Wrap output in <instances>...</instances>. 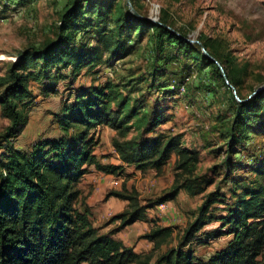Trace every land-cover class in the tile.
I'll return each instance as SVG.
<instances>
[{
	"label": "trees",
	"instance_id": "1",
	"mask_svg": "<svg viewBox=\"0 0 264 264\" xmlns=\"http://www.w3.org/2000/svg\"><path fill=\"white\" fill-rule=\"evenodd\" d=\"M130 2L135 9L134 0ZM111 12L113 16L108 21ZM86 15L88 19L84 18ZM107 22L112 24L109 29ZM86 26L94 29L93 44L80 43L75 38L76 30ZM147 28L159 32L157 45L161 36H167L177 48H192L184 35L171 32L165 23L154 24L141 16L125 15L114 6V0H68L55 40L42 48L18 53L8 73L0 77V118L8 122L0 134V264H261L264 164L252 169L254 181H243L242 185L228 181V198L219 187L206 192L214 182L206 175H196L199 153L184 145L183 134L160 129L171 121L165 110L151 107L146 111L144 101L132 99V91L114 81L74 87L82 70L91 72L102 63L127 58L132 47L123 37L136 30L142 34ZM201 46L207 52L206 45ZM197 54L221 78L220 66L232 89L236 88L226 67ZM68 70V76L62 75ZM63 80H68L72 90L54 113L58 134L38 137L25 150L15 148L14 142L25 130L35 100L30 83L38 84L39 94L48 99L57 94L58 83ZM236 108L231 138L236 128L264 127V89L236 102ZM101 128L115 133L111 147L120 165L102 164L94 154L95 132ZM172 156L173 183L154 201L141 205L138 193L124 187L106 194V199L113 197L127 202V206L110 219L117 221L118 227L108 234H99L77 188L89 169L120 176L127 167L160 175ZM180 192L189 197L203 195V199L177 247L168 248L152 261L151 253L137 254L112 237L136 222H146L148 210L174 201ZM78 202L82 210L76 207ZM217 205L223 206V215L214 214ZM212 223H218V227L206 230ZM172 234L170 227H152L141 239L151 243L156 251L168 244ZM219 238H227L225 245L207 260L197 258L190 247L195 241L205 244Z\"/></svg>",
	"mask_w": 264,
	"mask_h": 264
},
{
	"label": "rangeland",
	"instance_id": "2",
	"mask_svg": "<svg viewBox=\"0 0 264 264\" xmlns=\"http://www.w3.org/2000/svg\"><path fill=\"white\" fill-rule=\"evenodd\" d=\"M67 1L0 0V77L8 73L18 53L29 48H42L55 40L60 15ZM133 4L134 11L143 19L154 24L165 23L171 32L205 44L209 56L228 69V75L236 81V88L231 89L230 83L227 85L215 68L198 56L197 52L202 53L198 44L190 43L192 48L189 49L177 48L167 36H161L157 45L159 32L151 28L142 34L136 30L129 37L124 36L123 39L132 47L131 54L123 60L102 63L91 72L82 70L74 87L98 86L114 81L126 85V89L132 91V99L144 101L146 111L151 107L165 110L171 121L160 129L183 134L184 145L199 153L196 175H206L214 182L206 192L219 187L228 198V181L241 185L243 181H254L256 176L252 169L264 164V127H258L261 130H246L247 126L241 128L245 132L236 128L232 132L234 138L230 137L236 102L247 99L264 85V0H134ZM114 6L120 7L125 15L131 13L127 0H114ZM111 16L112 12L108 21H111ZM84 18L88 19L89 15ZM106 27L109 29L112 24L107 22ZM74 35L77 42L94 43L95 32L91 26L76 30ZM62 75L68 76L69 70L63 71ZM30 89L35 100L26 126L28 133L14 142L17 149L33 137V141L38 137H54L52 133L58 130L54 113L58 111L60 101L72 90L68 80L60 81L57 94L48 99L39 94L38 84L31 82ZM7 123L0 118V134ZM94 138L97 141L94 154L99 161L113 162L114 156L110 152L112 132L96 131ZM32 142L19 150H25ZM173 167L172 158L160 175L152 171L134 173L124 168L120 176H114L118 178L116 186H104L97 203H101L108 192L121 191L124 187L128 191L135 190L141 205H146L170 189L174 180ZM90 169L88 174H93L94 168ZM226 175L229 178L225 179ZM87 179L80 181L77 188L88 207L86 201L93 188L84 182ZM202 199L203 195L189 197L180 192L174 201L165 203L164 208L148 210L146 222L125 228L112 237L137 254L151 253L154 261L168 248L178 246ZM76 207L82 210L81 202ZM216 207L214 214L223 215V206ZM113 216L106 220L95 216L96 220L91 214V221L98 227L99 234H108L118 227L117 221L110 222ZM152 227L173 229L168 244L156 251L152 250L151 243L141 239ZM217 227L218 223H212L206 230ZM226 241L227 238L203 242L205 244L195 241L190 247L197 258L207 260ZM261 260L264 264V253Z\"/></svg>",
	"mask_w": 264,
	"mask_h": 264
},
{
	"label": "crops",
	"instance_id": "3",
	"mask_svg": "<svg viewBox=\"0 0 264 264\" xmlns=\"http://www.w3.org/2000/svg\"><path fill=\"white\" fill-rule=\"evenodd\" d=\"M105 130L112 132V137L115 135V133L112 130H109L108 128L97 129V132L102 133ZM54 132H56V133H52V135L55 136L58 134L57 129ZM27 133H28V131H27V127H26L25 130L23 131L22 135L19 137V139ZM32 137H33V135H32ZM32 139H34V137L31 138L30 140H28L27 143L25 142L23 144V146L28 145L30 142H32L33 141ZM23 146L21 145V147H19V149L23 148ZM110 152L114 156L113 162L103 163L105 161V159H103L101 163L102 164H112L115 166L120 165V162L117 159V156L115 155L113 149ZM172 158H173V163H174L175 157L172 156ZM125 169L127 171H131L134 173H141V172L135 171L133 168L125 167ZM89 170L91 171V169H89ZM93 172H94L93 174H88V175L86 174L81 179V181H83L84 179H86L88 177V179H87L88 181L86 180L84 182L85 183L87 182V184H90L91 185L90 187L93 188L91 191V195H89V198H87V201H86L87 205L90 209L91 214H93V217L95 218V216H96V218H99L100 220H106L108 217H111V216L116 215L118 213H122L127 206V202H124V201H121V200H118L116 198L111 197L108 199H105V198L101 199V201H100L101 203H99V204L97 203V197L100 196L101 193L103 192V190L105 189L104 186H106V185L109 187L116 186V184H117L116 181L118 178L116 179L112 175H105L103 173L96 172L95 170ZM152 172H154V171H152ZM137 223H139V222H136L135 224H137ZM92 224H93V222H92ZM135 224H133V225H135ZM93 226L95 228H98L95 225H93ZM128 227H130V226H128ZM128 227H126V228H128ZM149 230H148V232H149Z\"/></svg>",
	"mask_w": 264,
	"mask_h": 264
},
{
	"label": "water",
	"instance_id": "4",
	"mask_svg": "<svg viewBox=\"0 0 264 264\" xmlns=\"http://www.w3.org/2000/svg\"><path fill=\"white\" fill-rule=\"evenodd\" d=\"M127 3H128V7H129V10L131 11V13H132L135 17L140 18V16L134 11V9H133V7L131 6V3H130L129 0H127ZM187 42L198 44V45L200 46V48H201V51H202L203 55H204L205 57L209 58L212 62H214V63L217 64V62H216L213 58H211V57L209 56V54L206 52V50L201 46V44H200L198 41L191 39V40H187ZM217 65H219V64H217ZM219 69H220V72H221V74H222V77H223L224 80H225V83H226L227 85H229L228 82H227L226 76H225V74H224V72H223V69H222L220 66H219ZM229 87L232 89V87H231L230 85H229ZM262 89H264V85H263L262 87L258 88V89L252 94V96H253L254 94H256L257 92H259L260 90H262ZM239 102H241V101H239Z\"/></svg>",
	"mask_w": 264,
	"mask_h": 264
},
{
	"label": "built area",
	"instance_id": "5",
	"mask_svg": "<svg viewBox=\"0 0 264 264\" xmlns=\"http://www.w3.org/2000/svg\"><path fill=\"white\" fill-rule=\"evenodd\" d=\"M164 204H165V203H164ZM164 204H161V205L157 206V208H158V209H162V208H164Z\"/></svg>",
	"mask_w": 264,
	"mask_h": 264
}]
</instances>
